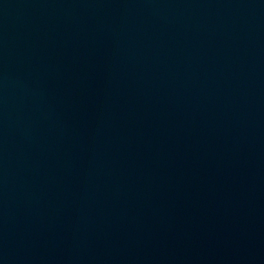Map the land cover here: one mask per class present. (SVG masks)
Masks as SVG:
<instances>
[{"label": "water", "instance_id": "obj_1", "mask_svg": "<svg viewBox=\"0 0 264 264\" xmlns=\"http://www.w3.org/2000/svg\"><path fill=\"white\" fill-rule=\"evenodd\" d=\"M0 264H264V0H0Z\"/></svg>", "mask_w": 264, "mask_h": 264}]
</instances>
